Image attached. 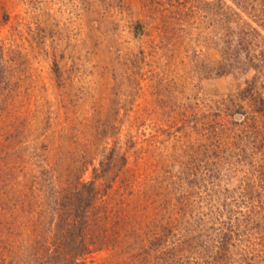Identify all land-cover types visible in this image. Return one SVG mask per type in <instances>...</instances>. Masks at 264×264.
<instances>
[{
    "label": "rangeland",
    "instance_id": "374dc122",
    "mask_svg": "<svg viewBox=\"0 0 264 264\" xmlns=\"http://www.w3.org/2000/svg\"><path fill=\"white\" fill-rule=\"evenodd\" d=\"M263 21L264 0H0V264L49 248L35 182L59 189V153L103 175L78 264H264V113L243 135L264 100ZM25 204L32 225L7 210ZM166 219L192 241L175 259Z\"/></svg>",
    "mask_w": 264,
    "mask_h": 264
},
{
    "label": "trees",
    "instance_id": "16d2710c",
    "mask_svg": "<svg viewBox=\"0 0 264 264\" xmlns=\"http://www.w3.org/2000/svg\"><path fill=\"white\" fill-rule=\"evenodd\" d=\"M264 24V21L262 22ZM230 32V35L235 36V28L232 26L227 27ZM260 28V27H259ZM224 55H227L226 53H223ZM240 51L235 50L234 51V57L238 58L241 56ZM2 56V48L0 46V59ZM228 62L220 63L221 64H227ZM229 66V65H227ZM234 66L230 65V69L233 70ZM233 68V69H232ZM248 68V67H247ZM256 67H252V70H256ZM226 69V68H225ZM231 70H224L221 71L223 74H229V71ZM254 80V76H253ZM3 89L0 87V96L2 95ZM3 97H0V104L3 103ZM261 105V109L257 108L254 110V108H250L253 111L248 112L247 116H245L244 120V133L243 135L248 138V140L254 139V132L251 129L252 120H256L258 118V113L261 114L264 113V100L261 99V97L258 99H255L253 101V105L257 103ZM248 109V108H247ZM1 110V106H0ZM251 123V124H250ZM247 125H250V127H246ZM256 128V127H255ZM112 153L108 154L109 159H105V157H102L101 160H99V167L100 172L102 174L108 173L111 170V164H112ZM55 166L53 169H56L57 166H60L61 169H65L66 175L64 178L59 181L56 186L59 188L57 191L52 190V188L55 186L54 181L59 178L57 174L53 176V174L47 173V175H44L42 180L36 181V191L40 194L41 198L44 200L45 204L43 208H40L39 215L35 217V221L39 223L40 227L44 229L41 232L40 238L37 237V239H40V242H37L38 244H42L47 241L49 244L50 250H46L43 252H39L38 250L33 249V247L28 248L26 251V255L28 256L25 262V264H78L81 259H83V255L86 253V250L88 249L89 245V238L86 239V236L88 235V230L92 225H95V216L94 212L97 209L98 205H96V202L98 201V198L101 197L99 195L98 197V189L96 187V180L100 179L103 175L97 176L95 175L92 179L89 181L82 180V176L85 173L88 166L92 164V161L90 158H85L84 155L79 157L76 162H78L77 170L74 172H71L68 170L69 164H65L63 160V154L59 153L58 157H56ZM124 162V161H122ZM96 169H94V172ZM61 174V173H60ZM106 176V175H105ZM58 177V178H57ZM115 175H111L109 178V182H107V185L109 186L111 182L114 180ZM107 179L104 178L103 182H106ZM53 191V192H52ZM26 193H23V195ZM56 194V195H53ZM23 198V197H22ZM21 201V199H18V201ZM224 202H226V198L224 197ZM235 200V199H232ZM14 201H12L13 203ZM5 207L3 205V202H0V210H5ZM29 208L27 204L25 205H19L16 207V209L8 208L7 210L11 213H20L21 216H25L27 218L26 224L32 225L31 223V217L29 216ZM30 219V220H29ZM29 220V221H28ZM4 226H7V222H3ZM10 225V224H9ZM15 226V225H14ZM10 226H8L9 228ZM181 224L176 223H170L169 220H164V222L161 225V236L157 240H161L163 238L162 245L161 243V249L166 247V252L171 254L173 253L174 259L176 258V253L182 249L184 246L191 247V240H189V233L186 231H181ZM10 229V228H9ZM10 236V233L9 235ZM220 241L226 240V231L222 234V236L219 237ZM225 242V241H224ZM37 244V245H38ZM206 248V247H205ZM204 248V249H205ZM29 249L30 252L28 251ZM207 249H205L206 251ZM36 251V252H35ZM48 251L49 257L46 256V252ZM50 251V252H49ZM208 251V250H207ZM29 252V253H28ZM2 263L3 264H17L14 262L13 259L10 260V257H12L13 254L6 253L4 256H6ZM48 257V258H47ZM168 258V256H166ZM160 264H171L164 258V256L160 259ZM21 262V261H20ZM23 262V261H22ZM197 264H199L201 261L199 259H196Z\"/></svg>",
    "mask_w": 264,
    "mask_h": 264
}]
</instances>
